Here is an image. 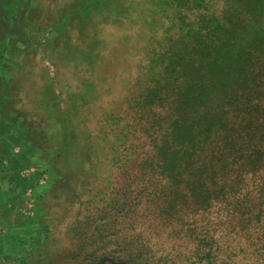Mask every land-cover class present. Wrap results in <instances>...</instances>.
<instances>
[{
	"label": "rangeland",
	"instance_id": "374dc122",
	"mask_svg": "<svg viewBox=\"0 0 264 264\" xmlns=\"http://www.w3.org/2000/svg\"><path fill=\"white\" fill-rule=\"evenodd\" d=\"M237 1L0 0V124L29 128L24 137L13 132L0 155V173H21L7 183L15 185L31 172L36 213L24 220L36 223L31 248L22 259L0 250V264H123L109 256L125 257L126 243L136 238L152 245L157 256L170 249L161 191L173 184L161 179L153 158L159 128L163 116L171 126L175 97L189 89L183 100L188 109L179 111L193 125L203 118L192 103L195 89L179 91L181 80L166 78L175 58L183 65L189 60L186 52L207 16H241V8L233 7ZM189 68L178 67L174 77L196 74ZM211 140L200 135L197 148L208 151ZM210 163L215 173L217 164ZM243 191L255 197L257 212L264 209L258 189L249 185ZM220 213L223 256L258 264L261 258L252 255L254 246L246 243L240 224L223 222ZM17 215L15 222L23 223ZM179 242L185 249L196 244ZM9 244L13 251L21 241Z\"/></svg>",
	"mask_w": 264,
	"mask_h": 264
},
{
	"label": "trees",
	"instance_id": "16d2710c",
	"mask_svg": "<svg viewBox=\"0 0 264 264\" xmlns=\"http://www.w3.org/2000/svg\"><path fill=\"white\" fill-rule=\"evenodd\" d=\"M236 6L241 8L240 17L235 18L236 11L207 16L186 52L189 60L183 65L175 58L171 76L166 78L174 84L181 80L179 91L189 86L195 89L192 103L203 118L193 125L179 111L186 107L183 100L188 99L189 89L175 97L178 110L171 126L163 116L159 128L162 134L153 158L161 179L173 184L161 191L167 200L162 219L169 222L166 237L172 245L157 256L152 245L136 238L126 243L125 257L111 255L112 260L123 264H241L221 251L223 233L216 222L221 211L223 222L240 224L246 243L254 246L252 255L264 264V209L257 212L255 197L243 191L250 185L260 191L257 199L264 196V0H239ZM194 61L197 66L193 68ZM189 64L196 74L181 72L174 77L178 67ZM211 130L217 132L211 135ZM203 134L212 137L205 152L197 148ZM210 160L217 164L212 167L215 173H210ZM182 213L189 217L185 219ZM198 217L208 224L200 223ZM184 219L188 223L181 228ZM180 239L196 244L185 249ZM182 254L186 256L183 261L178 259Z\"/></svg>",
	"mask_w": 264,
	"mask_h": 264
},
{
	"label": "crops",
	"instance_id": "0c3cea01",
	"mask_svg": "<svg viewBox=\"0 0 264 264\" xmlns=\"http://www.w3.org/2000/svg\"><path fill=\"white\" fill-rule=\"evenodd\" d=\"M16 113L17 112H15L14 110H7V114L14 115ZM18 119H22V118L19 117ZM18 125L15 126L13 123L10 122H4L0 124V132L3 130L8 132L7 135L0 134V155L6 153V146L14 138L13 132L17 131L21 133V135L19 136H23V137L24 135L29 134V128H24L22 124H20L21 128H19ZM21 155L23 154L21 153ZM23 162L26 163L25 161H22V163ZM29 173L31 172H27L25 173V175L23 173V175H21V178L19 180V184H15V185H8L7 183L8 181L10 180L12 181L13 179H15L21 173H0V223L6 225L5 230H3V226L0 224V250H3L4 253H6L5 256L7 255L9 257L11 256V258L13 259H17V258L22 259L24 256V252L28 248H31L30 242H31L32 231L35 230L34 226H36L35 225L36 223L31 224L32 222L29 225H26V222L24 221L25 218H30L31 220H33V218L36 216V213L30 216H25L22 213V208H25L28 205L27 199L32 200L34 202L32 198L33 188L28 186L31 183L33 175ZM19 190L21 191V194H18ZM22 194L23 197L21 200L23 204L19 206L17 205V200L21 197ZM14 215L21 217L24 222L23 223L20 221L15 222ZM16 230H21V234L16 233ZM18 235L22 237L18 238L17 237ZM15 239L21 241V246H18L17 248L13 247L14 250L12 251V248L8 246L10 245L9 243L14 242ZM19 254L21 255L18 256ZM30 254L31 253H29V255Z\"/></svg>",
	"mask_w": 264,
	"mask_h": 264
},
{
	"label": "built area",
	"instance_id": "2783aa9c",
	"mask_svg": "<svg viewBox=\"0 0 264 264\" xmlns=\"http://www.w3.org/2000/svg\"><path fill=\"white\" fill-rule=\"evenodd\" d=\"M28 202V205L27 207H25L22 211L24 214L26 215H32L33 214V211H34V203L32 200H27Z\"/></svg>",
	"mask_w": 264,
	"mask_h": 264
}]
</instances>
